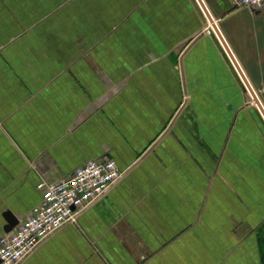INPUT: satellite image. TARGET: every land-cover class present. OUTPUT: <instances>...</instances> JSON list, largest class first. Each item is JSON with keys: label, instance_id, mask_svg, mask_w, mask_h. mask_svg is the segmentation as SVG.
<instances>
[{"label": "crops", "instance_id": "obj_1", "mask_svg": "<svg viewBox=\"0 0 264 264\" xmlns=\"http://www.w3.org/2000/svg\"><path fill=\"white\" fill-rule=\"evenodd\" d=\"M264 108V6L203 0ZM197 0H0V236L58 180L121 176L18 264H264V116Z\"/></svg>", "mask_w": 264, "mask_h": 264}, {"label": "built area", "instance_id": "obj_2", "mask_svg": "<svg viewBox=\"0 0 264 264\" xmlns=\"http://www.w3.org/2000/svg\"><path fill=\"white\" fill-rule=\"evenodd\" d=\"M232 1L255 9L264 6V0ZM120 176L115 160L102 157L86 161L58 180L38 181L40 202L0 236V264H18L42 238L74 221L83 208L99 198Z\"/></svg>", "mask_w": 264, "mask_h": 264}, {"label": "water", "instance_id": "obj_3", "mask_svg": "<svg viewBox=\"0 0 264 264\" xmlns=\"http://www.w3.org/2000/svg\"><path fill=\"white\" fill-rule=\"evenodd\" d=\"M199 5L201 6V8L203 9L205 15L207 16L208 18V21L212 27V29L214 30V32L216 33L217 37L219 38V40L221 41V43L223 44L225 50L227 51V53L229 54L232 62L234 63L235 67L237 68L242 80L244 81L246 87L248 88L251 96H252V99L254 100V102L256 103V105L258 106V108L260 109L261 113L263 114L264 116V108L262 106V104L260 103L259 99L257 98L255 92L253 91L251 85L249 84V82L247 81L243 71L241 70L239 64L237 63L236 59L234 58V56L232 55L227 43L225 42L222 34L220 33L215 21L213 20V17L211 16L208 8L206 7L205 3L203 0H197ZM3 217L5 218L6 222L3 226V230L6 232V231H9L12 229V227H14L17 222H18V219L17 217L9 210L7 211H4L2 213Z\"/></svg>", "mask_w": 264, "mask_h": 264}, {"label": "bare ground", "instance_id": "obj_4", "mask_svg": "<svg viewBox=\"0 0 264 264\" xmlns=\"http://www.w3.org/2000/svg\"><path fill=\"white\" fill-rule=\"evenodd\" d=\"M209 31H210V32L212 31L210 24H209Z\"/></svg>", "mask_w": 264, "mask_h": 264}, {"label": "rangeland", "instance_id": "obj_5", "mask_svg": "<svg viewBox=\"0 0 264 264\" xmlns=\"http://www.w3.org/2000/svg\"><path fill=\"white\" fill-rule=\"evenodd\" d=\"M207 28H208L207 26H205V27H204L205 31H207V32H208Z\"/></svg>", "mask_w": 264, "mask_h": 264}]
</instances>
